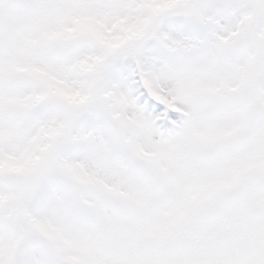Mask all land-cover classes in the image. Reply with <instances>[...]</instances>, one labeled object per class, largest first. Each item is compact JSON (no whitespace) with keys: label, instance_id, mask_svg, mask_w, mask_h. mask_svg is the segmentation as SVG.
<instances>
[{"label":"snow or ice","instance_id":"6c2138e0","mask_svg":"<svg viewBox=\"0 0 264 264\" xmlns=\"http://www.w3.org/2000/svg\"><path fill=\"white\" fill-rule=\"evenodd\" d=\"M0 264H264V0H0Z\"/></svg>","mask_w":264,"mask_h":264}]
</instances>
